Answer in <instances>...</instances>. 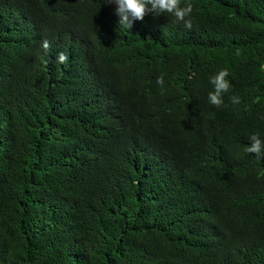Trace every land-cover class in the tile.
Masks as SVG:
<instances>
[{"label":"trees","instance_id":"trees-1","mask_svg":"<svg viewBox=\"0 0 264 264\" xmlns=\"http://www.w3.org/2000/svg\"><path fill=\"white\" fill-rule=\"evenodd\" d=\"M105 3L0 0V264H264V0Z\"/></svg>","mask_w":264,"mask_h":264},{"label":"clouds","instance_id":"clouds-1","mask_svg":"<svg viewBox=\"0 0 264 264\" xmlns=\"http://www.w3.org/2000/svg\"><path fill=\"white\" fill-rule=\"evenodd\" d=\"M105 4L114 5V14L118 17V26L129 30L135 21L143 20L148 13L158 17L167 15L176 22H183L186 28H191V14L193 12V4L191 0H186L182 4V0H106ZM42 48L47 50L49 42L43 40ZM68 56L64 53H58L57 61L64 64L68 60ZM264 68V65L261 66ZM230 75L227 68L220 69L215 74L209 76L208 83L211 90L207 93L208 103L219 108L223 105V96L228 93L231 84L227 77ZM164 75L161 74L156 79V84L161 90L164 87ZM233 105L240 103V97L233 95L229 97ZM250 143L244 147L245 153L254 154L259 160L264 157V139H261L260 133H254L249 136Z\"/></svg>","mask_w":264,"mask_h":264}]
</instances>
